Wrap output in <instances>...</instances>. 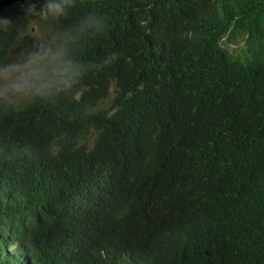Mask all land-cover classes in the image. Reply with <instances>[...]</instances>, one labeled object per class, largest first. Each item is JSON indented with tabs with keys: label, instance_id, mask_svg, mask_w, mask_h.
Masks as SVG:
<instances>
[{
	"label": "trees",
	"instance_id": "obj_1",
	"mask_svg": "<svg viewBox=\"0 0 264 264\" xmlns=\"http://www.w3.org/2000/svg\"><path fill=\"white\" fill-rule=\"evenodd\" d=\"M53 4L64 70L0 100V264H264V0L15 1L0 54Z\"/></svg>",
	"mask_w": 264,
	"mask_h": 264
},
{
	"label": "rangeland",
	"instance_id": "obj_2",
	"mask_svg": "<svg viewBox=\"0 0 264 264\" xmlns=\"http://www.w3.org/2000/svg\"><path fill=\"white\" fill-rule=\"evenodd\" d=\"M55 12L53 6L47 15L30 20L26 31L17 36L4 54H0V99L21 103L33 92L47 94L51 83L64 70L65 65L60 59L62 33L50 24ZM240 42L236 36L228 42V47H235ZM108 103L109 96L100 105L107 106Z\"/></svg>",
	"mask_w": 264,
	"mask_h": 264
},
{
	"label": "clouds",
	"instance_id": "obj_3",
	"mask_svg": "<svg viewBox=\"0 0 264 264\" xmlns=\"http://www.w3.org/2000/svg\"><path fill=\"white\" fill-rule=\"evenodd\" d=\"M16 1H19V0H16ZM14 2H15V1H14ZM19 2H20V1H19ZM12 3H13V2H12ZM10 4H11V3H10ZM8 5H9V4H8ZM8 5H5V6H8ZM5 6H3V7H5ZM53 6L55 7V10H56V5H55V4L51 5V8H52ZM3 7H0V9L3 8ZM51 8H50V9H51ZM31 20H32V19H31ZM235 37H236V36H234V38H235ZM234 38H232V39H234ZM239 38H240V37H239ZM232 39H230V40H232ZM230 40H229V41H230ZM240 40H241V42H242V39H241V38H240ZM229 41L226 42V48H227V50L230 51V52H233V53L238 52L237 49H238V46L241 44V42L238 43L235 47L229 48V47H228V42H229ZM48 94H49V91H48V93L45 94V95H48ZM0 100H8V99H0ZM9 101H11V100H9ZM24 101H25V100L21 101V103H17V102H14V101H12V102H14L15 104H18V105H19V104L22 105V103H23ZM3 132H6V131H3ZM12 135H13V139H14V141H15L18 145H23V144L26 143V140H27L28 136L31 135V134L28 132L27 127L25 126V124L21 123L18 119H16V120H15V123H14V125H13V132H12ZM43 135H44V133H43ZM93 135H94V130H91V131L88 133V135H87V137L85 138V140H86L88 143H91V139H92ZM2 136H3V135H2ZM5 137H6V136H5ZM9 137H10V136H9ZM9 142H10V140H9ZM18 145H17V146H18ZM75 145H79V144L75 143ZM85 146H86V149H89V146H87V145H85ZM16 148H17V147H16ZM58 148H59V144H58V141H57V137L54 136L53 133H48V132H47V135L45 136V139H44V141H43V143H42V145H41L40 152L44 153L48 158H50V159H54V158L56 157V155H57ZM15 150H17V149H15ZM18 152H19V151H18ZM16 242H17L16 240H12V241H10L9 245H8L7 247L4 248V252H5L7 255H13V256H17V258H20L21 255H20V254H17V252H16L15 249H14V246H15ZM5 249H7V252H6Z\"/></svg>",
	"mask_w": 264,
	"mask_h": 264
},
{
	"label": "water",
	"instance_id": "obj_4",
	"mask_svg": "<svg viewBox=\"0 0 264 264\" xmlns=\"http://www.w3.org/2000/svg\"><path fill=\"white\" fill-rule=\"evenodd\" d=\"M14 1H16V0H0V7L8 5V4H10V3L14 2ZM19 1H22V0H19Z\"/></svg>",
	"mask_w": 264,
	"mask_h": 264
}]
</instances>
